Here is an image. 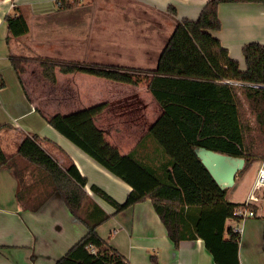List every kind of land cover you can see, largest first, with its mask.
<instances>
[{"label":"trees","instance_id":"1","mask_svg":"<svg viewBox=\"0 0 264 264\" xmlns=\"http://www.w3.org/2000/svg\"><path fill=\"white\" fill-rule=\"evenodd\" d=\"M60 2L62 10L72 9L78 3ZM222 3L264 6V0H209L198 19L177 21L153 70L42 57H38V64L42 77L52 84L57 83L59 71L133 87L148 85L162 108V114L152 124L147 123L144 104L138 96L130 98L133 101L102 103L45 119L98 165L132 187L124 203L117 202L97 185L91 187L95 196L115 208L116 214L151 200L175 246L182 241L201 239L215 264H241V234L235 233L232 226L227 228V222L235 219V210L241 204L227 200L228 191L219 187L192 149L203 147L246 159L240 175L264 159V45L251 42L244 46L246 69L241 70L239 62L230 57L213 35L222 28L219 17ZM168 11L177 14L174 7ZM6 22L10 37L21 38L30 32L21 13L6 17ZM10 59L18 76H24L32 59L21 55ZM109 115L115 120L110 124H119L118 133L129 131L131 138L140 136L129 152L124 153L99 125V120ZM124 116L129 120H121ZM45 141L39 135L26 136L15 155H8L0 144V170L16 169L23 187L19 200L23 203L42 187V199L35 205V211L52 196L62 199L74 219L87 228V234L74 248L89 246L92 240L103 243L97 229L113 216L86 191L88 179L76 164L70 160L60 165L43 145ZM21 162L32 169L29 172H34V179L40 180L28 186L26 170L19 167ZM67 256L58 264H64ZM109 264L128 261L113 250Z\"/></svg>","mask_w":264,"mask_h":264},{"label":"crops","instance_id":"2","mask_svg":"<svg viewBox=\"0 0 264 264\" xmlns=\"http://www.w3.org/2000/svg\"><path fill=\"white\" fill-rule=\"evenodd\" d=\"M74 1L76 0H69L71 3ZM77 1L79 3L84 0ZM129 1L141 8L146 15L155 19L158 25L157 29L162 32L163 29L164 31L167 30V26L163 19L162 21L158 19L160 13H169V8L174 7L178 21L184 19L196 20L209 0ZM17 8L18 11H16ZM74 10H62L60 0H0V144L4 151L6 149L9 151L10 154L8 155H15L26 136L39 135L46 140L43 145L45 147L50 146L48 151L53 152L52 156L60 165L67 164L70 160L76 164L80 173L88 179L86 191L94 202L113 217L97 229L99 238L103 243L99 240H92L91 245L96 250V254H93L87 245L74 248L87 234L85 226L84 234L81 232L76 240L67 238L66 240H69L67 242L65 240L58 242L59 248H57V245L52 246L50 239L62 238L65 230L62 225L56 226V235L50 236L47 243V239L40 229V215L43 211L50 207L57 210L63 207L71 216L70 222L80 225L82 223L74 219L59 196L48 198L41 208L36 211L33 210L36 207L35 205H39L40 199H42V187L37 189L38 197L35 193L30 194L26 198L27 200H24V203L21 202L19 193L23 187L18 172L15 168H3L0 170V264H58L67 255L64 264H109L113 250L124 256L128 264H215L213 256L206 249L205 243L201 239L182 241L179 246H175L155 212L151 200L137 204L118 214H116L113 206L109 205V208L102 206L99 203L101 199L95 196L91 190L93 185L103 189L119 203L126 201L132 187L102 168L52 128L45 119V116L48 115L41 108L40 98L31 96L33 93H40L41 89L27 84V77H25L27 73L19 77L15 71L11 63V56L21 55L29 58L28 51L26 52L25 49H36L34 45L37 44V41L40 42L41 39L38 30L45 25L44 22L47 18L68 14ZM18 13L26 17L30 32L24 37L13 38L9 35L6 17ZM49 14L51 15L46 17ZM219 17L222 28L213 32V35L221 41L222 46L229 51L230 57L238 61L241 70L244 71L246 69L243 56L244 46L251 42H259L264 45V6L251 3H222L219 6ZM37 37L39 40L36 39ZM28 38L34 44H28L29 48L27 46L25 48L24 43L29 40ZM169 38L170 36L165 39L162 47L156 48L161 40L156 42L149 35V38L145 39L147 41L145 42L146 47L142 50L143 56L123 57L118 55V62L108 64L99 62L97 64L153 70L156 68L160 54ZM32 62L33 59L30 64ZM31 74L34 75V73ZM58 74L65 77L76 76L80 78L82 75L93 77L82 73L66 75L59 71ZM96 79L99 82L110 83L115 86H126V88L130 87L135 90L133 93L144 104L148 124L154 123L162 114V108L149 91L148 85L133 87L105 79ZM97 93H101L98 101L100 103L102 92L97 90ZM92 105V103L85 104L87 108ZM151 109H153L154 117L150 115ZM116 132L108 130L113 141L124 153L129 152L134 144L130 148H124L122 142H118V138L124 140L128 138L129 140H135V142L140 139V136L131 138L129 134H118ZM262 161L252 164H256V169L252 180L248 182L247 194L238 201L230 199L227 194L228 201L241 204L247 200ZM19 167L26 170L24 174L27 175L25 180L28 186L33 181L40 180L33 178L34 172H29L32 169L26 164L21 162ZM238 177L239 175L236 177V182ZM89 206L90 203H87V207ZM254 208L255 218L263 219L264 229V189L259 193V201L254 205ZM248 220L243 224L245 228L242 229L241 234L239 253L241 264H264L262 234L256 230L254 223H247ZM233 225L232 222L231 226ZM261 226L259 225V227ZM228 227H230L229 222H227Z\"/></svg>","mask_w":264,"mask_h":264},{"label":"rangeland","instance_id":"3","mask_svg":"<svg viewBox=\"0 0 264 264\" xmlns=\"http://www.w3.org/2000/svg\"><path fill=\"white\" fill-rule=\"evenodd\" d=\"M72 9L75 10L68 14L46 15V17H50L44 22L45 25L40 29L41 32L38 30L41 39L40 42L37 41V44L34 45L36 49H25L26 52L28 51V57L33 59L32 64L26 65L27 76L25 77H27V84L41 89L40 93H33L31 96L40 98L41 108L48 116L57 113L71 114L87 108L85 104L88 103H92V106H95L119 100L129 101L131 100L130 98H134L137 95L133 93L135 90L130 87L126 88V86H115L114 84L99 82L96 78L85 75L78 78L76 76L65 77L58 74V82L52 84L42 77L38 57L89 64L118 62V55L140 57L143 56L142 50L146 47L145 42L147 41L145 39H148L149 35L156 42L161 40V43L156 47L160 48L163 46L165 39L171 36L178 21L176 19L177 14L174 16L168 12L160 13L158 19L160 21L163 19L167 26V30L164 31L163 29L162 33L157 29L158 25L155 19L146 15L141 8L135 6L129 0H84L77 3ZM146 27L148 28L146 29ZM24 44L25 48L26 46L29 48L28 44L33 45L34 42L29 39ZM31 73H34V75ZM97 90L102 92L100 103L98 101L101 93H97ZM83 100L84 102H82ZM150 112V115L154 117L153 109ZM146 116L145 112V118ZM113 118L112 115L104 116L99 120V125L105 128L107 132L108 130L118 131L119 126L117 128L116 126L119 124L115 126L110 124L115 121ZM121 120L126 121L129 118L124 116ZM132 133H135V131ZM123 134H129V132H124ZM109 138L114 142L111 135H109ZM118 142H122L124 148H130L135 143V140L118 138ZM49 147L47 145L46 148L48 149ZM5 151L10 154L7 149ZM255 169L256 164L251 165L243 174H239L235 186L228 190L227 194L230 199L238 201L247 194V185L252 180ZM99 203L107 208L110 207L102 199L99 200ZM58 209L50 207L40 215V229L45 235L47 243L50 236L56 235V226L62 225L64 227L65 231L62 234V238L50 239L52 246L57 245V248H59L58 242L60 240H65L66 242L69 241L66 240L67 238L76 240L81 235V232L84 234L85 230L83 224L70 222L71 216L67 210H64L63 207ZM228 222L229 226H231L232 222ZM247 223H254L256 230L261 232L263 237V219L254 217L250 218ZM259 225L262 226L259 227ZM240 226L242 229L245 228L243 224H240Z\"/></svg>","mask_w":264,"mask_h":264},{"label":"water","instance_id":"4","mask_svg":"<svg viewBox=\"0 0 264 264\" xmlns=\"http://www.w3.org/2000/svg\"><path fill=\"white\" fill-rule=\"evenodd\" d=\"M192 149L222 190L228 191L234 187L236 177L246 167L244 158L223 155L203 147H193Z\"/></svg>","mask_w":264,"mask_h":264},{"label":"built area","instance_id":"5","mask_svg":"<svg viewBox=\"0 0 264 264\" xmlns=\"http://www.w3.org/2000/svg\"><path fill=\"white\" fill-rule=\"evenodd\" d=\"M264 189V160L258 170L256 180L254 182L253 188L247 200L241 203L235 210V219L230 220L234 223L233 231L235 233L242 234V227L240 224H244L247 219L256 217V212L252 210V207L259 201V193ZM93 254H96V250L92 245L88 246Z\"/></svg>","mask_w":264,"mask_h":264}]
</instances>
